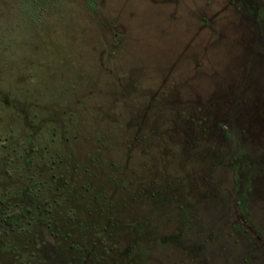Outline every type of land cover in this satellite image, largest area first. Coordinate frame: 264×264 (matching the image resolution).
Masks as SVG:
<instances>
[{
	"label": "rangeland",
	"instance_id": "obj_1",
	"mask_svg": "<svg viewBox=\"0 0 264 264\" xmlns=\"http://www.w3.org/2000/svg\"><path fill=\"white\" fill-rule=\"evenodd\" d=\"M251 1L0 0V264H264Z\"/></svg>",
	"mask_w": 264,
	"mask_h": 264
},
{
	"label": "flooded vegetation",
	"instance_id": "obj_2",
	"mask_svg": "<svg viewBox=\"0 0 264 264\" xmlns=\"http://www.w3.org/2000/svg\"><path fill=\"white\" fill-rule=\"evenodd\" d=\"M247 1L250 2V4L248 5V9L250 10V14L251 15H256L258 20H259L258 22L255 23V28L258 31V33H257V37L258 38L256 37L255 42H263L262 41L263 40L262 39L263 38V36H262L263 32H262V27L260 25V19H259L261 17V15L258 17V14H260V9L256 6V4H257L256 1L245 0V2H247Z\"/></svg>",
	"mask_w": 264,
	"mask_h": 264
},
{
	"label": "trees",
	"instance_id": "obj_3",
	"mask_svg": "<svg viewBox=\"0 0 264 264\" xmlns=\"http://www.w3.org/2000/svg\"><path fill=\"white\" fill-rule=\"evenodd\" d=\"M228 167V166H227ZM229 168V167H228ZM237 206H239V203H236Z\"/></svg>",
	"mask_w": 264,
	"mask_h": 264
}]
</instances>
